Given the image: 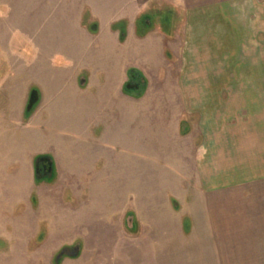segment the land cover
<instances>
[{
  "label": "rangeland",
  "instance_id": "374dc122",
  "mask_svg": "<svg viewBox=\"0 0 264 264\" xmlns=\"http://www.w3.org/2000/svg\"><path fill=\"white\" fill-rule=\"evenodd\" d=\"M172 3L0 0V264H264L217 238L237 232L241 201L264 216V96L224 87L186 104ZM40 155L53 162L42 180Z\"/></svg>",
  "mask_w": 264,
  "mask_h": 264
},
{
  "label": "crops",
  "instance_id": "0c3cea01",
  "mask_svg": "<svg viewBox=\"0 0 264 264\" xmlns=\"http://www.w3.org/2000/svg\"><path fill=\"white\" fill-rule=\"evenodd\" d=\"M173 2L174 11L179 17H183V22H185L184 34H186L185 48L187 50L184 51V54L182 52L180 54L181 64L184 65L181 76L184 92H181L180 95L184 97L186 104L193 108L194 105L198 104L199 97L218 96L224 91V87H228L229 96L236 91V95L243 97L250 95L262 98L264 96V0H173ZM150 45L149 42L143 48L144 55L147 54L148 57L147 52L150 50ZM130 56L135 59L134 51ZM232 64L255 66L254 73L246 72L238 75L239 79L254 81V90L238 88L231 92L229 88L231 84L229 83L238 77L232 78L225 66ZM218 66L223 68H218ZM221 81L223 85L220 84ZM199 82H213V85L208 83L207 88H199ZM37 115L36 118H38ZM36 118L32 120L30 127ZM246 124L242 123L237 128L249 129L250 127H247ZM229 130L228 128L227 131L220 133L219 138L220 135H223L222 138L226 137V141L232 140L233 133ZM240 134L242 135L241 132ZM228 145L230 144L228 143ZM261 174L264 175V173L259 175ZM77 175H79V170L76 169H69L64 173L65 180L72 179V190L74 192L77 190L79 193ZM238 175H247V173L240 171ZM39 187L45 190L48 185L44 182ZM44 190L41 193L46 195L47 192ZM43 195L42 198H44ZM241 202L245 203L239 208L240 214L237 218H233L234 223L239 225L237 232H224L221 238L220 234L217 233V238L226 243L229 242L228 247L230 248H235L237 243L239 247L253 248L251 250L254 251V253L240 251L233 253L234 255L263 258L264 216L257 218L251 216L252 213L250 212L248 215L245 209L247 208L246 200ZM75 209L76 207L72 206V210ZM81 209V211H85V208ZM211 214L213 215V213ZM209 216L212 224L221 223L222 219L219 217L215 219L214 216ZM70 220L74 221L73 224L75 225L89 221L87 217H82V213H74ZM91 223L94 222L91 221ZM229 251L224 249L223 255L230 257L231 254L229 256L227 253ZM240 264L246 263L240 261Z\"/></svg>",
  "mask_w": 264,
  "mask_h": 264
},
{
  "label": "flooded vegetation",
  "instance_id": "af4514ba",
  "mask_svg": "<svg viewBox=\"0 0 264 264\" xmlns=\"http://www.w3.org/2000/svg\"><path fill=\"white\" fill-rule=\"evenodd\" d=\"M38 170L40 174V180H42L43 175L45 174H47L48 177H50L53 171V163H51L48 159L40 161L38 165Z\"/></svg>",
  "mask_w": 264,
  "mask_h": 264
},
{
  "label": "trees",
  "instance_id": "16d2710c",
  "mask_svg": "<svg viewBox=\"0 0 264 264\" xmlns=\"http://www.w3.org/2000/svg\"><path fill=\"white\" fill-rule=\"evenodd\" d=\"M132 83H133V85L135 84V82H132ZM132 83H131V84H132ZM46 159H48L51 163H53L52 160H51V157L48 156V155H40V156H38L37 159H36V173H37V177H38V179H40V174H39V170H38L39 162H40V161H43V160H46Z\"/></svg>",
  "mask_w": 264,
  "mask_h": 264
}]
</instances>
